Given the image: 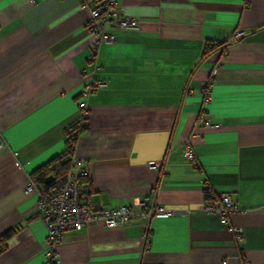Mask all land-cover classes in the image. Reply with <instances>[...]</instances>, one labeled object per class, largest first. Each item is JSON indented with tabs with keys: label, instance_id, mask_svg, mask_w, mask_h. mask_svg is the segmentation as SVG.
<instances>
[{
	"label": "crops",
	"instance_id": "0c3cea01",
	"mask_svg": "<svg viewBox=\"0 0 264 264\" xmlns=\"http://www.w3.org/2000/svg\"><path fill=\"white\" fill-rule=\"evenodd\" d=\"M88 3L0 0V237L11 233L0 264L44 262L37 196L24 188L81 119ZM119 11L138 26L106 29L116 42L99 47L94 77L107 86L85 100L73 150L89 170L85 198L175 215L67 232L58 264H264V0H119ZM206 44L223 46L203 57ZM205 184L244 212L227 226L203 213Z\"/></svg>",
	"mask_w": 264,
	"mask_h": 264
},
{
	"label": "built area",
	"instance_id": "2783aa9c",
	"mask_svg": "<svg viewBox=\"0 0 264 264\" xmlns=\"http://www.w3.org/2000/svg\"><path fill=\"white\" fill-rule=\"evenodd\" d=\"M88 1V0H87ZM90 4H84L88 8L87 30L91 36L90 51L86 57L88 65L92 66V73L88 76L87 84L82 93V99L78 105L81 111V119L73 133L76 138L85 131L86 99L96 91L106 88V82L94 77L98 69L96 58L99 47L102 44H113L116 38L108 34L106 29L136 30L138 21L134 18L124 17L119 11V0H89ZM240 34L237 35V37ZM199 87L200 96L205 105L209 101V85ZM204 127H212L208 120L201 118ZM70 130H67L66 140ZM2 142L0 141V148ZM74 150V144L70 145ZM182 156L190 165H195V156L190 143L183 146ZM69 161L65 173L52 179L49 183L40 185L32 180L25 186L24 193H34L37 196V215L46 231V247L44 262L42 264H58V246L63 234L78 232L90 225H101L111 229L123 226L133 220L151 218H168L175 215L171 209L163 206H149L145 200L132 201L129 205L106 208L98 206L92 208L82 193L81 180L89 179L87 163L74 156V151L67 156ZM154 169L156 167H153ZM205 200L201 211L205 214L217 216L221 225L227 226L229 217L233 214L244 212L239 209L237 203L228 194L215 195L208 185H203ZM232 233L240 240L242 231L240 228H232Z\"/></svg>",
	"mask_w": 264,
	"mask_h": 264
},
{
	"label": "trees",
	"instance_id": "16d2710c",
	"mask_svg": "<svg viewBox=\"0 0 264 264\" xmlns=\"http://www.w3.org/2000/svg\"><path fill=\"white\" fill-rule=\"evenodd\" d=\"M223 46V44H216L215 46L211 44H206L204 48V53L203 57L206 56L207 54L211 53L214 48ZM70 133L68 135V139L65 141V150L63 153L52 160L48 161L35 171H33L30 175L31 180L35 183H38L40 185H44V181L47 177H52V179H56L60 176H62L65 171L68 169V159L67 156L72 153L73 151L71 150L70 145L74 144L76 141V136L73 134L76 131V128L71 127ZM88 183V179H83L81 180L82 184V193L85 197V191L83 190L84 187L86 186L85 184ZM86 199V198H85ZM11 236L10 232L5 233L0 237V254L5 252L6 250V242L9 240Z\"/></svg>",
	"mask_w": 264,
	"mask_h": 264
},
{
	"label": "water",
	"instance_id": "95a60500",
	"mask_svg": "<svg viewBox=\"0 0 264 264\" xmlns=\"http://www.w3.org/2000/svg\"><path fill=\"white\" fill-rule=\"evenodd\" d=\"M52 177H47L44 181L45 184L49 183L51 181Z\"/></svg>",
	"mask_w": 264,
	"mask_h": 264
}]
</instances>
